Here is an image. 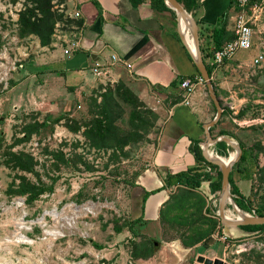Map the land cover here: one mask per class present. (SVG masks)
Wrapping results in <instances>:
<instances>
[{
  "label": "rangeland",
  "instance_id": "1",
  "mask_svg": "<svg viewBox=\"0 0 264 264\" xmlns=\"http://www.w3.org/2000/svg\"><path fill=\"white\" fill-rule=\"evenodd\" d=\"M33 6V0H0V264H192L196 254L229 264H264V229L241 234L221 224L217 235L218 215L209 216L201 207L205 199L200 202L196 194H188L192 208L180 211L179 224L175 217L162 224L178 241L128 228L127 188L154 141L158 114L124 80L108 76V70H90L70 80L56 42L58 30L71 20L66 0H49L55 18L46 43L29 29L21 30L28 26L20 24V14ZM232 8L234 15L237 8ZM33 11L35 17L41 15L37 8ZM254 15L251 45L232 54L242 61L228 60L219 88L232 94L226 97L228 104L233 99L238 103L225 106L230 112L212 124L222 119L230 137L250 148L253 163L231 170L241 192L252 187L245 209L230 192L247 213L264 205V0ZM170 21L175 26V15ZM198 39L205 44L204 36ZM52 67H61L54 74L65 70V76L55 81L47 73ZM95 117L105 127L88 133ZM9 150L29 154L32 170L5 163ZM231 151L228 144L221 156ZM17 174L44 189L26 201L24 194L13 192ZM224 213L235 214L230 202ZM210 217L215 223L209 231ZM227 233L231 238H224ZM146 237L152 239V253L135 256L134 244L146 243Z\"/></svg>",
  "mask_w": 264,
  "mask_h": 264
},
{
  "label": "crops",
  "instance_id": "2",
  "mask_svg": "<svg viewBox=\"0 0 264 264\" xmlns=\"http://www.w3.org/2000/svg\"><path fill=\"white\" fill-rule=\"evenodd\" d=\"M196 1L193 17L201 24L217 25L224 18L226 26H231V9L235 11L231 0ZM66 5L68 13L73 9L80 12L77 17L70 15V24L60 28L69 37L79 32L78 48L68 55H59L70 80L90 72V67L96 63L100 72L108 70V76L124 80L158 114L154 141L145 151L146 160L136 169L127 188L128 216L139 218L133 224L136 231L178 241L174 235H167L171 229L164 231L162 224L172 223L169 222L171 217L179 224L180 211L192 208L187 198L189 193L198 195L200 202L204 198L202 209L209 216L216 215L219 191L211 190L206 178L200 180L197 188L179 180L191 175L196 161L202 163V168L197 170L213 171L203 164L207 160L201 153V144L204 140L202 124L212 117L214 110L203 82L194 84L188 103L182 101L179 78L195 74L196 69L179 38L177 27L170 21V11L151 4L150 0H140L135 5L129 0H66ZM112 51L118 59L109 57ZM230 59L242 61L231 55L215 65L210 77L221 107L232 108L238 101L233 99L232 104H228L230 101L226 97L232 94L225 95L219 89L223 87L226 75L223 69L231 65ZM55 70H61V67L47 69L54 80L65 76V70L63 75L60 71L54 74ZM221 120L215 126H209L211 136L218 135L219 129L230 131L221 125ZM222 134L232 139L230 134ZM216 141L209 144L208 149L222 155L223 148L218 147ZM195 142L202 158L192 148ZM224 142L227 151L228 143Z\"/></svg>",
  "mask_w": 264,
  "mask_h": 264
},
{
  "label": "trees",
  "instance_id": "3",
  "mask_svg": "<svg viewBox=\"0 0 264 264\" xmlns=\"http://www.w3.org/2000/svg\"><path fill=\"white\" fill-rule=\"evenodd\" d=\"M34 1V6L31 8H27V14L24 12H21L19 20L20 24L22 25H27L28 28L25 29L21 27V30H28L36 33L39 37L40 43H46L49 38V33L51 32L52 28V23L54 21V14L51 10H49V0H33ZM131 4L135 5L137 4L140 0H129ZM182 7L190 12V14L194 15V10L197 1L196 0H177ZM150 3L153 5H160L163 7H166L168 11H170L171 17H174V10L164 4L163 0H150ZM231 0V4H232ZM33 8H37L41 15L38 17H35V13L33 11ZM33 16L32 18H30ZM194 18V17H193ZM195 22L197 24V33H198V38L204 36L206 38L205 44H202V42H199V49L201 53L202 60L205 64L206 70L208 74H211L213 68L215 67L214 62L210 60L211 53L214 49H216L218 46H220L222 43L226 42L227 40L232 38V31L226 26V21L224 18L217 24V25H203L199 22L197 18H194ZM69 24L71 20H68ZM74 22V21H73ZM196 73H198L196 71ZM188 77L192 78L193 74L188 75ZM181 78H179L180 80ZM126 91H128L127 88H125ZM129 92V91H128ZM212 104V109L214 110V105ZM226 112H230L225 106H222L221 110V115L225 114ZM218 120H216L217 122ZM105 127V123L102 122L101 118L95 117L92 119V124L88 128L87 132L92 133L94 131H99ZM24 138H27L29 135L28 130H24ZM218 133H226L230 134L229 131L225 129H219ZM122 142H125V139L121 137ZM216 145L218 147H221V154L226 155L227 151L225 150V142L222 139H218L216 141ZM238 145L240 146L241 152L237 160L233 163L231 170L234 168L238 172L242 171L243 168L248 166L249 164L251 165L253 163V157L250 156V148L247 146H243L240 142H238ZM194 152L198 155H200V148L198 147L197 142H195L194 146L192 147ZM249 149V150H248ZM9 154V157L5 163H8V165L11 168L19 169V170H32V158L29 154L24 153L23 151H12L9 150L7 152ZM230 155L232 157L233 151L230 152ZM202 158V157H201ZM203 164L209 165L213 171H204L202 169L197 170L198 168H202V163L196 161L194 164V169H192L191 175L195 176L194 178L189 176H183L180 177L179 180L184 183V185H187L192 188H197L199 186L200 180L201 179H209V187L211 190H218L220 186V171L217 169V165L214 163H211L209 161L204 162ZM231 170L228 173V183L230 184V192H234V200L238 204L239 207L241 208H246L248 205V198L249 194L252 192V187L250 186L249 190L244 193L241 192L240 189L237 187L236 184H234L233 179L231 177ZM252 173V171H251ZM213 174V176H212ZM18 177V182L15 185V188H13L14 193L18 194H24L25 195V200L30 201L34 197H36L43 189L44 185L40 182L34 183L32 181H29L28 179H25L24 175L22 174H17ZM47 188H51V186H47ZM255 213L257 214H264V205H260L257 208L253 209ZM142 219V218H141ZM139 218H128V228L132 229L133 224L138 221ZM208 223L210 225L209 231L214 228V223L215 219L214 218H209ZM224 227H229V228H234L240 231L241 234H245L247 232L251 231H260L264 229V223H254V224H239V225H225ZM133 230V229H132ZM208 231V232H209ZM215 232L217 235H221L222 233V225L218 223L217 227L215 228ZM230 234V233H229ZM227 233V235L224 234V238H231V236ZM239 234V233H238ZM202 237V240L207 236ZM229 235V236H228ZM152 240L149 237H146V243H143L142 241L137 242L134 248V255L135 256H147L150 253H152V250L154 247L149 245V241Z\"/></svg>",
  "mask_w": 264,
  "mask_h": 264
},
{
  "label": "water",
  "instance_id": "4",
  "mask_svg": "<svg viewBox=\"0 0 264 264\" xmlns=\"http://www.w3.org/2000/svg\"><path fill=\"white\" fill-rule=\"evenodd\" d=\"M165 4L172 8L175 13V26L178 25L179 17L186 19L188 23V28L191 36V40L193 43V53H189L192 63L196 69V71L201 75L203 79V83L206 87L207 94L209 98L212 100L214 105V113L212 117L202 124L203 132H204V140L201 144V153L204 158L217 165L218 170L220 171V186L218 192V202H217V209L216 214L219 218V223L222 225H239V224H254V223H264V214H257L247 213L243 211L241 214L238 212L242 210L239 208L235 202L233 201L232 194L228 188V173L232 167V164L237 160L240 155L241 149L238 143L224 134H218L216 136H211L209 133V126L214 124L216 120L219 118L222 107L220 102L218 101L211 82L210 74H208L205 64L202 60L200 49H199V39L197 33V24L195 19L192 15L186 11L182 5L177 0H164ZM178 28V35L179 38L183 41V36L180 33V29ZM218 139H223L226 141L233 149L234 155L231 158H228L226 161L220 158V155L213 153L211 150L208 149V145L214 143ZM228 156V155H227ZM226 202H230L232 209H234L240 215H236L235 217H229L224 214V206ZM192 264H229L225 260L220 257H209L203 254H196L195 260Z\"/></svg>",
  "mask_w": 264,
  "mask_h": 264
},
{
  "label": "built area",
  "instance_id": "5",
  "mask_svg": "<svg viewBox=\"0 0 264 264\" xmlns=\"http://www.w3.org/2000/svg\"><path fill=\"white\" fill-rule=\"evenodd\" d=\"M234 7H236V12L232 16V38L222 43L211 53L210 60L214 62L215 65L220 64L225 58L230 57L236 50L248 48L252 42V31L250 27V21L254 19L255 11L260 7L262 0H232ZM249 11L246 12L245 10ZM72 17H77L80 15L78 9H73L69 13ZM56 42L61 48V53L68 55L71 51L75 50L79 46V32L72 34V37L68 36L64 30H58L56 34ZM109 57L114 60L118 59L115 52H111ZM257 57L254 58L257 61ZM90 70L98 73L100 67L95 63L90 67ZM203 82V79L199 73L193 74V77L188 76L182 77L178 85L182 89V101L188 103V96L191 92L195 83Z\"/></svg>",
  "mask_w": 264,
  "mask_h": 264
},
{
  "label": "bare ground",
  "instance_id": "6",
  "mask_svg": "<svg viewBox=\"0 0 264 264\" xmlns=\"http://www.w3.org/2000/svg\"><path fill=\"white\" fill-rule=\"evenodd\" d=\"M177 26L179 27L180 33L183 36V41L182 42L184 44V47H185L186 51L188 53H193V43H192V40H191V36H190L189 28H188V23H187L186 19H183L182 17H179ZM177 31H178V28H177ZM234 152L235 151L233 149V155H234ZM220 158H222V159H224L226 161L228 158H231L230 152H229L228 156H226V157H223V156L220 155ZM233 211L235 212V214L233 216H230V215H228L226 213H224V214L226 216H229V217H235L236 215H240V213L241 214L243 213V210H239L238 212H240V213H237L234 209H233Z\"/></svg>",
  "mask_w": 264,
  "mask_h": 264
}]
</instances>
